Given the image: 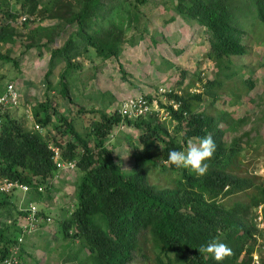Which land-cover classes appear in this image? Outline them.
<instances>
[{
    "label": "trees",
    "instance_id": "obj_1",
    "mask_svg": "<svg viewBox=\"0 0 264 264\" xmlns=\"http://www.w3.org/2000/svg\"><path fill=\"white\" fill-rule=\"evenodd\" d=\"M147 1L15 0L19 10L37 15L40 22L52 17L54 24L44 28L40 22L30 20L21 27L16 19L23 13L13 10L11 0H0V13L4 16L0 19V46L11 45L4 54L0 53V60L19 66L13 56V48L18 44H24L21 53L39 50L42 54V50H49L50 72L59 61L65 64L60 73V92L69 101L70 73L81 70L78 59L91 50L103 60H118L121 79L133 84L120 56L123 46L133 41L134 37L128 38L130 28L143 27L139 23L143 18L142 6ZM173 2L175 14L170 21L183 16L204 29L210 47L207 58L222 76L212 80H205L203 74L189 78L190 73L184 70L176 82L179 89L172 88L166 95L167 104L148 96L151 103L157 102L165 108L170 117L163 120L153 113L126 122L139 131L137 144L129 139L134 157L130 170L117 161L114 147L107 142L122 118L117 111L107 113L102 104L90 112L83 107L78 109L82 118L92 113L84 128L91 127L94 144L78 131L72 119L58 116L56 122L57 110L49 99L37 104L34 118L43 129L64 126L71 134L68 140L29 130L9 112L1 115L0 175L28 184L32 201L42 197L36 183H46L57 171L49 147L51 142L60 148L64 159L76 161V205L60 223L66 262L73 255L71 245L75 243L78 264H133L137 258L143 264H217L211 255L198 250L213 239L231 249V254L220 264L253 262L257 242L254 219L258 207L264 205V177L241 174L239 164L247 143L241 137L227 140L232 131L245 124L249 115L235 117L217 109L215 104L227 79L234 84L232 105L238 104L241 93L256 86L252 77L245 76L246 68L238 67L235 61L250 54L249 42L257 35L259 26L264 29V0ZM31 23L33 27L24 33L25 26ZM138 34L142 40L145 31L138 30ZM58 39L61 45L53 47ZM51 90L48 82L47 91ZM171 101L178 107L170 105ZM206 136H211L216 144V151L207 161L206 174L197 176L167 162L169 151H186L189 143H198ZM154 172L167 175L168 185L154 183L151 179ZM44 185L49 190L50 184ZM242 192L247 193V201L224 203L229 196ZM10 195H0V209L8 208L7 216L12 213ZM8 220L0 222V264H7L11 258L10 248L17 230V219L11 224ZM82 252L87 255L81 257ZM23 254L21 249L16 258L22 261ZM259 264H264V255Z\"/></svg>",
    "mask_w": 264,
    "mask_h": 264
},
{
    "label": "rangeland",
    "instance_id": "obj_2",
    "mask_svg": "<svg viewBox=\"0 0 264 264\" xmlns=\"http://www.w3.org/2000/svg\"><path fill=\"white\" fill-rule=\"evenodd\" d=\"M11 1L14 11L25 12V10L23 12L19 10L20 5L15 0ZM174 14L173 0H148L147 4L142 6L143 18L140 19L139 26L142 27L143 24V27L138 30L145 31L144 38L140 40L138 30L130 28L128 38L134 37L133 41L123 46L120 56V62L131 75L130 82L133 84L121 79L119 62L115 58L103 60L97 57L92 50L88 55L80 57L78 60L82 63L81 70L73 71L69 77L71 101L62 97L60 92L62 88L60 73L64 69V62L56 63L50 72L51 53L49 50H42V54H39V50L21 53L24 44L14 46L13 56L18 59L19 66H14L7 60H0V92L4 91L8 83H13L19 92L21 102L5 112L11 113L21 121L25 128L34 130L38 123L34 118V109L37 104L49 99L50 104L57 110L54 116L55 121L59 122L58 116L72 119L78 131L83 132V136L94 144L91 127L84 128V125H88V118L92 116V113H84L82 118L78 113L79 108L83 107L86 112H90V109H98L102 104L107 113L113 114L118 111V104L123 96L139 94H145L164 102L165 95H161L159 89L164 87L178 90L176 82L180 77V72L184 70L190 73L189 78L202 74L205 80L221 77L220 71L207 58L210 47L204 37V29L183 16H178L175 22H171L170 17ZM3 18L4 16L0 13V19ZM31 22H40V19L37 17ZM54 22V19L49 17L41 21L40 25L45 28L53 25ZM32 27L33 23L23 27L24 33ZM258 29L257 35L249 42L250 54L240 61H235L238 67L246 68L248 74L245 76L252 77L256 84L255 88L249 92H236V94L241 93V99L238 104L232 105L234 84L227 79L225 89L219 90L221 97L215 107L221 111L233 113L235 117L249 115L245 124L239 126L234 132L232 131L227 136V140L231 142L234 138L241 137L243 143H247L241 155L240 173L247 176L261 175L264 177V29L260 26ZM151 33L155 35V39L150 35ZM60 45L61 39H58L53 47ZM9 47L11 45H1L0 53L4 54ZM48 72L50 76L47 78ZM48 82L52 89L50 93L47 91ZM223 124L225 126V123ZM40 132L43 134L48 132L50 135H56L57 138L63 137L66 140L71 138V134L65 131L64 126L58 128L49 126L42 128ZM138 134L137 129L125 124L116 127L107 140L114 147L117 161L125 170H130L134 163L129 139L131 138L137 144ZM191 143L197 144L196 141ZM76 179L77 170L65 173L50 184L49 190L42 192L41 199L36 201L37 208L43 211L45 217H50L52 222L48 223L44 220L45 224L41 223L40 229L34 228L28 238H25L24 257L20 264L79 263L78 247L75 243L71 245L73 255H70L66 262V258L62 255L64 241L60 234V223L76 205L74 200ZM151 179L154 183L161 185H168V180L170 181L167 175L159 172L152 173ZM10 196L12 213L7 216L8 208L0 209V222H5V219H17L20 201L26 200L21 191ZM247 198V193L242 192L229 196L224 203L233 205L236 202H245ZM23 204L29 205L27 200L23 201ZM261 238L259 242L262 243L264 232ZM18 250L19 248L15 255L21 252ZM67 252L69 251H65ZM82 253L81 257L87 255V252ZM29 255L32 258H29ZM133 264H143V262L137 258Z\"/></svg>",
    "mask_w": 264,
    "mask_h": 264
},
{
    "label": "clouds",
    "instance_id": "obj_3",
    "mask_svg": "<svg viewBox=\"0 0 264 264\" xmlns=\"http://www.w3.org/2000/svg\"><path fill=\"white\" fill-rule=\"evenodd\" d=\"M32 16H35L37 18V15H32ZM17 19H16V21H17ZM31 21H34V20H30L29 22H31ZM24 24L23 25H20V26L22 27V26H24ZM9 84H13V83H8L5 86L4 91L2 93H0V96L6 93ZM14 87H15V85H14ZM162 88H164V87H162ZM166 95H165V101L164 102L162 101L165 104L168 103V101L166 100ZM130 96H133V95H130ZM20 102H21V100H20V96H19V100H18V104L17 105H15V106H12L11 105V106H7V107H2L0 109V120H1L0 126H1V124L3 122L1 115L4 114L5 111L8 108H12V107L18 106L20 104ZM120 103L118 104V109H117L118 110L117 111L118 113H119V105H120ZM154 103H157V102H154ZM127 121H134V120H132V119H125L124 120L122 118V121L119 124V126L120 125H122V126L125 125ZM35 128H36L35 130H39V131H41V129H42V127L40 126L39 123H37L35 125ZM49 147H50V149L53 152V159L55 161V165H56L57 171H56V173L52 177H50V178H48L46 180L47 181L46 183H43V182H37L36 183V184H38L37 185V190L38 191H39V189H38L39 186H42L43 187L42 191H39L41 193L46 190L44 184H48V183L49 184H52L57 179H59L61 176H63L65 173L75 172L77 170L76 161H68V160L64 159L63 156H62L61 150H60V148L58 146L54 145L51 142L49 144ZM53 148H58L59 149V152H60L59 160L63 161L64 163H74L75 164L74 168L73 169H59L57 167V161L58 160L55 159V152L53 151ZM215 151H216V144L214 143L212 137L211 136H206L204 138L199 139V142L197 144L189 143L188 146H187L186 151H176V150L169 151L168 157H167V162L170 165H173V166H175L177 168L188 169V170H190L192 173H194L197 176H203L204 174H206V172L208 170V163H207V161H209L212 158V156H213V154H214ZM0 173H1V170H0ZM0 179H6V178L1 177V175H0ZM10 181H13V180H10ZM15 181H18V180H15ZM18 182H20V181H18ZM20 183H22V182H20ZM23 184H25V183H23ZM26 185H28V184H26ZM28 187H29L28 191H22V190H20V189L17 188V189H13L10 192H0V195L1 194L2 195L11 194L12 195L14 193H17V192H20L21 191L22 194H23V198H25L27 200L28 204H29L28 206H26L25 204H23V201H26V200L20 201L21 203L19 204L20 206L18 207L19 216H18V218L16 220L17 230H16L15 236H14V239H15L14 242H13L14 244L10 248L11 251L15 248L16 245H19V250L18 251H21V249H23V245L24 244L18 242V236L21 233V225L24 222H26L25 218L29 214L31 206L32 205L36 206V201H32L30 199V197L28 196L29 193H30V189H31L29 185H28ZM261 206H262V215H263V207H264V205H261ZM261 206H259V207H261ZM259 207H258V209H259ZM36 208H37V206H36ZM258 209L256 210V215H255V219H254V222L256 224V229H257V232L254 234V238L257 239V242L255 244V250H254V252L252 254V257H253L252 264H259L260 263V258L264 255V251L262 249V246H264V244H263L264 242H262V243L259 242V240L262 239L261 238V235H262L261 233L264 232V229H261L258 226V223H256V221H255L256 218H257ZM36 217L39 220L37 230L40 229L41 223L44 225L45 224V221L48 222V223L52 222V219L50 217H45L43 211H41L39 208H37ZM263 217H264V215H263ZM14 220L15 219H10L7 222H8V224H11L12 222H14ZM29 235H26L25 238L26 237L28 238ZM25 238H24V240H25ZM198 250H199L200 253H204V254L211 255L212 258L215 261H217V264H220V262H222L225 259V257H227V256H229L231 254V249L227 245H225L224 243H221V242H219V241H217L215 239L207 242L206 244L201 245L198 248ZM255 255H258V262H256L255 259H254V256ZM21 262H22L21 260H19L18 258H16V263L15 264H20Z\"/></svg>",
    "mask_w": 264,
    "mask_h": 264
},
{
    "label": "built area",
    "instance_id": "obj_4",
    "mask_svg": "<svg viewBox=\"0 0 264 264\" xmlns=\"http://www.w3.org/2000/svg\"><path fill=\"white\" fill-rule=\"evenodd\" d=\"M36 17L32 16L28 13H24L21 15L16 23L19 25H23L25 22H28L29 20H35ZM172 92L171 88H160L159 93L161 95H166L168 93ZM177 92V91H174ZM19 100V93L17 89L14 87L13 84H9L8 89L5 94L0 96V109L2 107L7 106H15L18 104ZM167 104V103H166ZM174 108L178 107V104L174 101H171L169 103ZM157 113L160 118L162 119H168L170 117L169 112L166 111L165 108L161 107L158 103H151L148 99L147 95L145 94H139V95H133V96H127L124 99L121 100V103L119 105V114L121 117L125 119H132L135 120L140 117H145L149 114ZM1 123V120H0ZM38 127V126H37ZM53 151L55 152V159L57 161V167L59 169H73L75 164L74 163H64L63 161L59 160L60 152L58 148H53ZM20 189L22 191H28L29 187L26 184L20 183L18 181H10L7 179H0V192H10L13 189ZM39 191H42L43 187L39 186ZM37 208L36 206L32 205L30 208L29 214L26 216L24 222L21 225V233L18 236V242L23 243L24 238L26 235H29L34 228H38V218L36 217ZM256 223H258V226L261 229H264V217L262 215V206L259 207ZM19 248V245H16L15 248L12 250L11 258L8 260L7 264H15L16 263V250ZM262 249L264 251V246H262ZM254 259L256 262H258V255L254 256Z\"/></svg>",
    "mask_w": 264,
    "mask_h": 264
},
{
    "label": "crops",
    "instance_id": "obj_5",
    "mask_svg": "<svg viewBox=\"0 0 264 264\" xmlns=\"http://www.w3.org/2000/svg\"><path fill=\"white\" fill-rule=\"evenodd\" d=\"M0 93H2V92H0ZM127 96H129V95H127ZM127 96H123L122 99H124V98L127 97ZM122 99H120L119 102H121ZM109 105H112V103H111V104L109 103Z\"/></svg>",
    "mask_w": 264,
    "mask_h": 264
}]
</instances>
